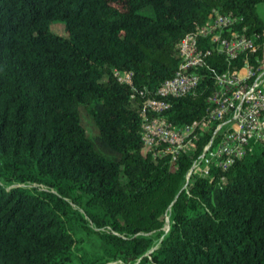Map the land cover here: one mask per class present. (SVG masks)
<instances>
[{"label": "trees", "instance_id": "1", "mask_svg": "<svg viewBox=\"0 0 264 264\" xmlns=\"http://www.w3.org/2000/svg\"><path fill=\"white\" fill-rule=\"evenodd\" d=\"M260 3L0 0V264H264V142L186 183L212 126L177 160L153 159L143 99L113 75L132 71L138 91L154 92L179 69L177 43L213 10L238 16L264 59ZM207 62L228 66L216 51ZM199 71L196 91L164 111L176 126L208 116L214 74Z\"/></svg>", "mask_w": 264, "mask_h": 264}, {"label": "built area", "instance_id": "2", "mask_svg": "<svg viewBox=\"0 0 264 264\" xmlns=\"http://www.w3.org/2000/svg\"><path fill=\"white\" fill-rule=\"evenodd\" d=\"M239 22L240 18L231 12L213 10L205 23L177 43L179 69L154 92L138 91L132 71L113 70L118 82L129 85L131 98L138 93L143 99L140 135L153 159L177 160L181 153L194 147L198 128L212 126L211 137L191 162L186 183L193 174L210 176L213 166L227 170L251 151L253 142H264V59L258 54L255 37L236 27ZM201 39H207L211 47L203 48ZM214 51L227 62L222 73L208 65L207 56ZM203 67L214 74L215 89L208 98L211 104L208 116L200 125L194 121L176 126L164 111L170 107L171 98L196 91L202 79L199 68Z\"/></svg>", "mask_w": 264, "mask_h": 264}, {"label": "rangeland", "instance_id": "3", "mask_svg": "<svg viewBox=\"0 0 264 264\" xmlns=\"http://www.w3.org/2000/svg\"><path fill=\"white\" fill-rule=\"evenodd\" d=\"M256 11L260 15V17H262L264 19V3L258 4L256 6ZM146 12H149V11H146ZM50 29H51V31H53L57 34L65 35L64 26L60 23L52 24L50 26ZM80 118H81V123H82L87 135L92 137L93 139H95V137H97V135H98V129H97L95 123L91 120L87 111L83 107H80ZM94 142H95V145L98 146L99 149L102 148L99 141H97L95 139ZM115 263L116 262H111L108 264H115Z\"/></svg>", "mask_w": 264, "mask_h": 264}]
</instances>
